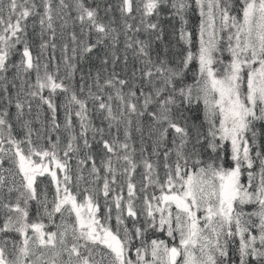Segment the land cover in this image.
<instances>
[{
    "label": "snow or ice",
    "instance_id": "obj_1",
    "mask_svg": "<svg viewBox=\"0 0 264 264\" xmlns=\"http://www.w3.org/2000/svg\"><path fill=\"white\" fill-rule=\"evenodd\" d=\"M162 16L179 25V57H168ZM29 20L39 24L41 52L55 51L57 29L63 38L69 23L78 26L68 33L71 55L69 43L61 47L64 75L33 56ZM93 53L101 68L81 71L78 94L75 61ZM36 99L37 119L43 105L51 115L48 135L36 131L34 141L22 118ZM60 107L63 147L60 135L51 138ZM0 264H264V0H0Z\"/></svg>",
    "mask_w": 264,
    "mask_h": 264
},
{
    "label": "trees",
    "instance_id": "obj_2",
    "mask_svg": "<svg viewBox=\"0 0 264 264\" xmlns=\"http://www.w3.org/2000/svg\"><path fill=\"white\" fill-rule=\"evenodd\" d=\"M5 2H7V0H5ZM109 2L111 3H115L116 0H109ZM73 15L75 13H72ZM103 14V13H101ZM190 25L191 26H195V25H198L199 23V18L198 16H192L190 17ZM160 23H161V26L164 28L165 30V36H164V42L169 44V52H168V57L169 58H172V57H179V55L182 53L183 51V45L181 43L178 42V40L173 36V26L175 25L176 28L179 27L178 23L176 21H173L171 19H169L167 16H162L161 17V20H160ZM74 28L72 26L71 23H69L68 25V28L65 32V35L62 39H60V32L58 31L57 32V36L60 37L56 39V44L58 45V47H56L55 51L53 52V50L49 47L46 51H43L41 52V49H40V44H41V37H40V27H39V24L37 23L36 24V27L35 29H33L32 27V22L31 20H29V28H28V38L31 39V50H32V53H33V56L34 57H39V60H40V63H48L49 64V71H54L55 70V66L57 64L60 65V75H64V67H63V63H62V53H61V47H62V44L63 43H69V52H68V55L70 56L71 55V43L68 39V33L73 31ZM48 35L49 34H45V39H48ZM141 38H144L143 36ZM93 40H94V37H93ZM121 48V55H122V45L119 46ZM154 49L156 51H159L161 52V54H163L162 52V47L161 45L159 44H154L153 45ZM103 50L101 49V52ZM96 55L97 53H93L92 55V58L89 59V60H85V61H75L78 63V70L75 74V79L73 80V85L74 87L76 88L78 94H79V86H80V74H81V71L87 73L88 69L91 68V71H92V75L95 76V73L98 69L101 68V65H100V62L98 59H96ZM129 56L131 57V53H129ZM153 56H155V52H153ZM20 59V57L17 55L16 57H11V62L12 63H16L18 62ZM225 59H227V56L225 55ZM171 62V60H170ZM131 63V61H130ZM123 63H119L117 66H116V71L117 72H121V70L123 69ZM112 71V66L111 64H109L107 66V72H111ZM107 72H102V75H106ZM30 77H31V82L34 83L35 81V78H34V75H35V70H30ZM90 82V81H89ZM188 82L190 83L191 82V74L189 75V79H188ZM19 87V85H18ZM11 91V90H10ZM87 89H85V93H86ZM15 91H13L14 93ZM47 91L44 92V95H47ZM83 95V94H81ZM55 102L58 104V105H62L65 100H64V95L62 94H56L55 97ZM39 103L38 99L36 100H33L32 101V111L31 113L28 112L27 108H25V115L24 117L22 118L23 120H31L32 121V127L34 129V132H33V140L36 141L37 140V137H36V131H40L42 133L43 136H47L48 135V128L50 127V124H49V121H50V113L47 109V106L46 105H43L40 109H39V119H37V114H38V109H37V104ZM89 108L91 109L92 108V105H91V102H89ZM11 115H12V120L11 122L13 123V131H14V134L17 136V138H22L23 135H24V129H22L21 127V122H17L16 119H15V113H16V109L14 107V105L9 109ZM58 119H57V122L61 124V130L58 132V133H51V138L53 141H55V138H56V135H60V136H63V138L65 139V141H67V133L63 131V124H64V109L63 107H60L58 109ZM201 118H202V113H201ZM73 123L74 125H76V131L79 132V127H78V122L76 121L75 117L73 118ZM93 123L96 124V125H99L100 124V121H99V118L96 117V116H93ZM105 128L107 127V122L105 121L104 125H103ZM113 132L115 133V129H113ZM90 136V134H89ZM120 137L121 139H123V130L121 129V132H120ZM99 138V137H98ZM146 139V143H145V147L147 148V150H151V147L149 146V143L147 141V138ZM90 140H91V136H90ZM38 143L40 144H43L45 146H47V139H40L39 141H37ZM81 143V147H82V142ZM90 143H92V153L94 154L97 162L99 161V158H100V155H101V146L97 143H94L92 141H90ZM132 144L133 146L137 149V152H136V159L139 160L140 159V153H139V148H140V136L138 133H133V140H132ZM171 145H169L170 147ZM62 155V154H61ZM81 155H83V152H81ZM145 155H147L145 153ZM76 159L77 157H73L69 163L71 164L72 166V173H73V176H75V173H76ZM153 160H156V158H154ZM137 171L138 173H143L144 172V168L143 166L142 167H138L137 168ZM158 171L160 172L161 176H163V167H160L158 169ZM83 175L87 178V175H88V167H85L84 168V171H83ZM86 182V181H85ZM143 182V177L142 175L141 176H138L135 180H134V183L137 184V188L140 187L141 183ZM149 191H152V189H149ZM125 194H126V188H125ZM100 203H101V211H100V215L103 216L104 214V208H103V198L100 199Z\"/></svg>",
    "mask_w": 264,
    "mask_h": 264
},
{
    "label": "rangeland",
    "instance_id": "obj_3",
    "mask_svg": "<svg viewBox=\"0 0 264 264\" xmlns=\"http://www.w3.org/2000/svg\"><path fill=\"white\" fill-rule=\"evenodd\" d=\"M57 24H59V21H57ZM74 30L77 32V33H79V28H78V26H76L75 28H74ZM59 31V29H57V32ZM58 37V36H57ZM28 38V37H27ZM58 38H60V37H58ZM60 39H62V38H60ZM28 40H29V43L31 44V39H29L28 38ZM57 47H58V45H57ZM17 55H15V56H13V57H16ZM45 63V62H44ZM44 63H41V65H43ZM129 67L131 68V63H130V65H129ZM43 73V68L41 67V74ZM6 75L8 76V78H9V80H11L12 79V77L15 75V69H13V68H9V70H8V72L6 73ZM30 75L31 74H28L25 78L26 79H28L30 82H31V77H30ZM36 75V74H35ZM35 75H34V78H35ZM16 84H17V86L20 84V81L19 80H17L16 81ZM9 87H10V90L13 92V91H15V89H11V85H9ZM61 137V147H63L66 143H67V141H65V139L63 138V136H60ZM89 139H90V136H89ZM97 139H99L98 137H97ZM91 141V140H90ZM150 152H151V150H147V152H146V154L147 155H149L150 154ZM62 154V153H61ZM154 158H156V157H151V159H154ZM175 157L173 156V159H174ZM5 167H9V165H7V164H5ZM140 167H142V165L140 166ZM162 167V166H161ZM4 175L5 176H7V173H4ZM138 176H141V173H138V171L136 170V172L134 173V176H133V182H134V180L138 177ZM74 178H75V176H74ZM41 179H43L44 180V182L45 183H48V178H47V176H45L44 178H41ZM85 184V185H84ZM88 186V184H87V182H82L81 183V188H83V187H87ZM53 192H54V187L52 186V185H50L49 184V187H48V194H49V198L51 199V197H52V195H53ZM101 198H103L102 196L100 197V199ZM137 203L139 204V201H137ZM115 215V212H113V216ZM30 216L31 217H34L35 216V204L33 203V205H32V208H31V212H30ZM141 220H143V217H141ZM57 222H59V218L57 217ZM45 223H47V221L45 220ZM112 223L114 224L115 223V221H114V219H113V221H112ZM128 223H129V226H131V221L129 220L128 221ZM154 235H159V238H166V234H153V233H149L148 234V236H149V238H153L154 237ZM13 238H16L15 236L13 237Z\"/></svg>",
    "mask_w": 264,
    "mask_h": 264
},
{
    "label": "bare ground",
    "instance_id": "obj_4",
    "mask_svg": "<svg viewBox=\"0 0 264 264\" xmlns=\"http://www.w3.org/2000/svg\"><path fill=\"white\" fill-rule=\"evenodd\" d=\"M85 185V184H84Z\"/></svg>",
    "mask_w": 264,
    "mask_h": 264
},
{
    "label": "flooded vegetation",
    "instance_id": "obj_5",
    "mask_svg": "<svg viewBox=\"0 0 264 264\" xmlns=\"http://www.w3.org/2000/svg\"><path fill=\"white\" fill-rule=\"evenodd\" d=\"M47 221V220H46Z\"/></svg>",
    "mask_w": 264,
    "mask_h": 264
}]
</instances>
